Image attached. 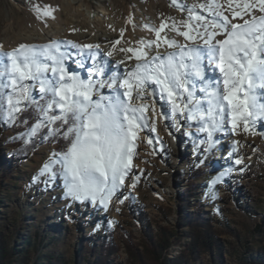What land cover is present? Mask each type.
I'll return each instance as SVG.
<instances>
[{"label": "rangeland", "instance_id": "374dc122", "mask_svg": "<svg viewBox=\"0 0 264 264\" xmlns=\"http://www.w3.org/2000/svg\"><path fill=\"white\" fill-rule=\"evenodd\" d=\"M99 11L121 31L107 53L91 50L94 61L90 57L82 65L78 46L65 44L75 32L67 27L70 19L84 24ZM225 13L237 23H227ZM220 26L225 33L218 39L214 30ZM257 29L262 46L264 0H0V222L18 228L15 242L27 250L30 263L53 258L58 264H86L110 246L119 249L110 253L108 264H123L124 242L140 243L147 228L175 227L192 188L186 210L200 207L223 245L221 253L206 252L191 264H264L260 50L241 59L237 75L234 71L235 52L244 50L241 43ZM57 30L46 40H22ZM177 37L188 42L182 50L172 42ZM169 43L175 49L164 71L142 64L136 69L138 76L151 75V90L147 87L146 112L131 114L120 83L126 70L116 66L111 52ZM220 49L226 70L216 76L226 79L214 88L211 58ZM115 69L119 74L112 83ZM180 80L186 89L182 103L173 98ZM205 93L217 102L218 116L204 102ZM42 96L47 104L37 108L34 123L19 125L27 97L35 103ZM68 113L75 114L76 123L67 132L72 142L65 153L42 141L26 161L13 159L15 140H28ZM230 141L245 148L239 160L225 158ZM179 237L168 256L183 250L187 238ZM92 245L99 250L90 251Z\"/></svg>", "mask_w": 264, "mask_h": 264}, {"label": "trees", "instance_id": "16d2710c", "mask_svg": "<svg viewBox=\"0 0 264 264\" xmlns=\"http://www.w3.org/2000/svg\"><path fill=\"white\" fill-rule=\"evenodd\" d=\"M31 92L36 97L32 89ZM34 97H27V108L17 117L19 125H23L27 121V125L31 126L36 119L37 108L39 106L46 107V97H37V102L33 103ZM75 123V114L68 113L59 116L49 129L46 127L37 130L28 140L24 138L15 140L11 144L13 159L17 162L26 161L42 141L55 143L57 151L61 154L65 153L72 142V136L67 135V132ZM198 171H202V169H198ZM199 174L196 173L195 177L199 178ZM3 178H6V174L3 175ZM193 193L192 188L186 190L181 207L183 211L178 214L175 227L159 226L157 232L147 228L143 231L140 243H134L131 239L124 242L127 257L123 264H191L206 252L221 253L223 243L211 218L203 215L200 207L196 208L193 213H188L186 210L185 206L188 205ZM1 215L0 212V221L3 220ZM17 231L18 228L15 225L12 230H9L0 222V264H39L36 261L30 263L27 250L17 246L14 235V232ZM180 232V235H184L187 241L180 253L170 257L168 256L169 247L180 239ZM88 245H90L89 242ZM89 249L93 253L99 250L94 245L89 246ZM118 249L113 250L108 246L103 256L97 255L93 260H88L86 264H108L110 253L118 251ZM46 264H58V261L50 258Z\"/></svg>", "mask_w": 264, "mask_h": 264}, {"label": "bare ground", "instance_id": "6f19581e", "mask_svg": "<svg viewBox=\"0 0 264 264\" xmlns=\"http://www.w3.org/2000/svg\"><path fill=\"white\" fill-rule=\"evenodd\" d=\"M193 9L196 10L195 7H193ZM104 14L105 13L99 11L97 14L98 17L91 18L88 16L84 24L77 22V20L70 19V22L71 21L72 22H71V25L67 27V30H72V31L75 30V32L73 33L72 39L67 41L65 44H67L68 46L71 44L72 48L74 49L76 46H78V49L80 52L78 54L79 57L75 53H72V56L78 57L79 59H81L80 61L82 65L84 64L86 65L87 63H89L90 57H92V61H94V57H95L94 54L90 53L91 56H88L91 50L95 51L96 49H100V51H102V54L107 53V51L110 50L109 46L111 45L112 40L116 36H118L119 32L121 31L120 27L115 22H112L106 19ZM223 17H226L227 23L229 22L231 25H234L237 23L234 20L230 21L226 13L223 14ZM88 24H93V25L91 27L88 26L87 29H84L85 26ZM82 25H85V26L83 27V29H80L79 27H81ZM214 32L216 34V37L219 39L224 35L225 30L223 27L220 26L217 29H215ZM49 33H47L44 38L34 37V35L29 34V35L22 37V40L26 42H30V43H33L34 41H38L40 39L46 40L47 36L52 37L53 34L60 33V30H57L55 33H52V34H49ZM62 35H63L61 36L62 38L67 37L65 33ZM261 36H262L261 29L254 30L251 33L249 40L247 42L241 43V46L244 50L239 51L238 53L235 52L234 62H236V69L234 71L236 72V75H237V72H239V70L243 68V62L241 61V59H243L244 57L248 58L250 55L255 54L257 49L260 50L259 53H260L261 59L264 61V45L261 46V43L259 44L258 42ZM196 39L200 40V37L197 36ZM172 42H174L177 45H180V50H182L184 43L185 44L188 43L184 37H177L175 39H172ZM135 49L131 50L129 48H126L124 49V51L116 50L115 52H111V55H112L111 58L113 62L116 64V66H120L124 70H126L125 77H123L120 80V83L123 85V88L129 94L128 100L131 103L130 113L133 114L138 111L141 114V112H146V109H147V106H146L147 103L145 99L148 98L147 87L148 88L150 87L149 83H151V77H150L151 75L147 73L143 77L138 76L136 73V69L138 68L140 64H142V66H144L147 70L149 69V71H152V70L153 71L157 70L160 72L164 71L166 59L169 56V54H172V51L175 49V46L169 43V44H164L161 46L158 44L155 46H148L147 48H144L143 51H138L137 49L136 50ZM130 52L131 54H129ZM223 56H224V53L222 49H220V51H218L214 56H212L211 58L212 66L216 67V69H214L213 76H216L217 73L219 74V72L223 73L224 72L223 70H226L223 68L225 64ZM163 58L164 60H162ZM162 63L164 64L163 66H162ZM111 74H112L111 82L114 83L116 79V75L119 74V72L117 71V69H115L113 70ZM222 77H218V76L214 77L212 81V85L214 88H217L220 84L224 83V80L226 78H222ZM176 90H177V93L176 95H173V98L178 99L179 103H182V100L184 98V93L186 92L183 81L180 80L178 85H176ZM202 96L205 100L204 102L210 108L211 113L214 114L215 116H218L220 113V110L219 108L216 107L217 102L216 101L211 102L207 100L206 99L208 96L207 93L203 94ZM169 97L171 96H168V98ZM257 108L260 109L259 107ZM164 131L167 132V127L164 128ZM229 143H230L229 148H227L226 150L227 153H226L225 158H231V159L237 158L238 160L242 158L241 155L245 152V148L244 147L238 148L236 146L235 141H230ZM133 148H134V143H132L131 145L132 151H133ZM248 161L251 162L252 159H249ZM125 162L126 161H123L122 163L125 164ZM238 172L241 173V170H238ZM238 172H235V173H238Z\"/></svg>", "mask_w": 264, "mask_h": 264}]
</instances>
